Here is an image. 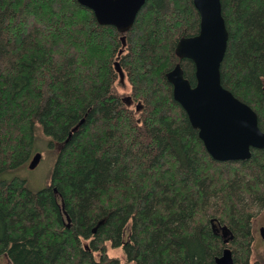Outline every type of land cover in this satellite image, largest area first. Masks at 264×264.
I'll return each instance as SVG.
<instances>
[{
  "label": "trees",
  "instance_id": "trees-1",
  "mask_svg": "<svg viewBox=\"0 0 264 264\" xmlns=\"http://www.w3.org/2000/svg\"><path fill=\"white\" fill-rule=\"evenodd\" d=\"M221 3L222 85L264 132V0ZM200 22L193 0H147L126 33L78 0H0V177L31 163L38 126L59 146L47 188L0 178V264H121L109 244L128 264H221L226 251L264 264V149L215 160L167 79L180 65L196 86L176 48Z\"/></svg>",
  "mask_w": 264,
  "mask_h": 264
},
{
  "label": "water",
  "instance_id": "water-1",
  "mask_svg": "<svg viewBox=\"0 0 264 264\" xmlns=\"http://www.w3.org/2000/svg\"><path fill=\"white\" fill-rule=\"evenodd\" d=\"M95 14L103 26H114L120 33L133 27L147 0H78ZM201 18L197 36L179 41L176 53L193 61L196 67L195 87L184 76L180 65L167 74L175 100L184 108L192 126L199 131L210 155L217 161L250 159L251 149H264V132L258 116L247 104L223 87L221 66L226 55L229 33L222 14L221 0H193ZM126 45V38L122 37ZM121 80L123 73L117 64ZM129 101L126 98L125 101ZM36 154L29 164L35 169L40 162ZM264 235V229H261ZM221 264H233L226 251Z\"/></svg>",
  "mask_w": 264,
  "mask_h": 264
},
{
  "label": "rangeland",
  "instance_id": "rangeland-1",
  "mask_svg": "<svg viewBox=\"0 0 264 264\" xmlns=\"http://www.w3.org/2000/svg\"><path fill=\"white\" fill-rule=\"evenodd\" d=\"M117 91L124 97H127L130 92V86L125 79L117 82ZM58 148V145H55L54 147L51 144L50 139L45 136L42 128L38 126L36 134V150L37 154H40L41 157L38 166L35 169H30L28 165L19 170L6 173L0 178L3 180H10L14 177H21L27 181L28 186L33 191H40L47 188L50 184L54 162L58 155ZM254 228L255 234L252 261H264V235L261 232V229H264V209L255 220ZM129 231L130 225L127 227L125 240L128 239ZM108 254L111 257L120 259L121 264H128L121 247L113 248L109 244Z\"/></svg>",
  "mask_w": 264,
  "mask_h": 264
}]
</instances>
